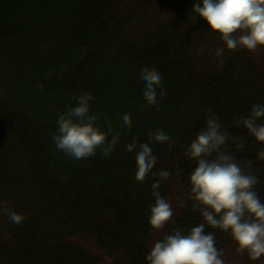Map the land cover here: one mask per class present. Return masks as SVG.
<instances>
[{
  "label": "trees",
  "instance_id": "trees-1",
  "mask_svg": "<svg viewBox=\"0 0 264 264\" xmlns=\"http://www.w3.org/2000/svg\"><path fill=\"white\" fill-rule=\"evenodd\" d=\"M194 2L0 0V133L13 140L11 156L22 161V188L30 196H12L9 186L15 184L4 174L7 165L0 167V201L25 216L16 225L0 215L2 264H97L98 254L78 242L81 236L93 239L115 264H145L154 233L148 224L155 203L151 184L159 177L136 182L135 153L125 145L134 138L147 141L157 128L176 140L172 147L152 146L158 158L153 171L172 173L159 191L166 198L177 181L184 200L181 217L167 232L199 224L186 195L195 165L183 146L204 127L208 110L230 133L228 149L237 161L254 162L251 171L264 200V161L255 159L261 146L234 120L253 104H264V73L247 51L227 52L219 66L214 49L221 42L206 34L203 20L192 19ZM151 68L161 73L167 94L148 107L137 77ZM111 84L120 89L114 99L102 94ZM84 92L94 96L91 111L107 117L98 121L103 130L108 121L118 125L121 113L129 115L127 134L110 158L98 151L75 160L51 140L58 113L73 104L72 95ZM126 93L130 98H121ZM233 138L245 147L236 149ZM208 230L215 231L222 250L232 241Z\"/></svg>",
  "mask_w": 264,
  "mask_h": 264
},
{
  "label": "clouds",
  "instance_id": "clouds-1",
  "mask_svg": "<svg viewBox=\"0 0 264 264\" xmlns=\"http://www.w3.org/2000/svg\"><path fill=\"white\" fill-rule=\"evenodd\" d=\"M190 15L195 21L203 20L206 34L221 42L214 49L220 67L224 66L227 52L252 53L264 48V0H196ZM137 87L141 90L140 99L148 107L158 105L167 94L162 75L155 68L140 71ZM70 99L73 104L58 113L56 131L51 134L56 150L75 160L88 159L98 151L110 158L120 137L127 134L129 115L121 113L115 127L108 121L105 131L98 121H107V117L91 111V93L74 94ZM234 120L236 127L246 130L261 146L255 159L264 161V104H253L249 112L234 116ZM229 140L230 133L220 117L208 110L204 127L190 144L183 146L184 157L195 165L188 176L187 200L201 222L189 229L177 227L165 233L151 246L145 264H225L223 250L216 246L215 231L208 229L230 237L236 251L246 254L250 261L264 257V200L257 190L260 180L251 171L253 161H237L228 149ZM232 143L238 150L245 147L242 139L233 138ZM154 144L172 147L176 140L157 128L149 132L145 142L134 138L125 145V151L135 153L136 182L142 183L149 175L159 177L151 184L155 203L150 206L148 217L150 229L158 232L166 228L174 213L159 191L161 182L172 173L165 169L153 171L158 159L153 154ZM0 215L16 225L25 220L23 214L4 201H0Z\"/></svg>",
  "mask_w": 264,
  "mask_h": 264
},
{
  "label": "rangeland",
  "instance_id": "rangeland-1",
  "mask_svg": "<svg viewBox=\"0 0 264 264\" xmlns=\"http://www.w3.org/2000/svg\"><path fill=\"white\" fill-rule=\"evenodd\" d=\"M249 53V52H248ZM249 55L252 57V59L255 61L258 68L262 70L264 73V50L262 48L258 49L255 52L249 53ZM111 84L110 86L106 88H102V94L108 95L111 94V98L114 99V95L116 93H119L120 89L116 85ZM124 94V93H123ZM103 95V96H104ZM123 99H129L130 95L125 94V96L121 97ZM13 140L10 137V134H4L0 133V147H4L3 152L0 151V167L3 169V165L6 166V171L4 174H7V180L12 181V183L15 184V186H9V190L12 193V196L14 195L18 199H28L29 191L28 189L22 188L23 181H22V168H24L23 164L21 163L20 158H15V156H11L12 148H13ZM181 184H179L177 181L172 184L170 189L168 190V193L166 194V200H168L172 206L173 210V217L168 222L165 229L154 232L150 244L153 245L156 240L162 238V236L171 228L174 226V224L177 222V220L181 217L183 213V206H184V200L181 193ZM3 201V199H2ZM88 236H81L78 239V242L82 244V246H85L89 251L93 252L95 255L98 254L100 261L97 262V264H115L114 259L111 257H104L103 253H100L98 248L96 247L95 241L91 238H87ZM4 240V234L0 232V264H2V254H1V247L2 244L5 242ZM229 245L225 247L223 250V259L225 260V264H264V257H262L259 261H250L248 256L243 253H238L236 251V247L231 241L228 243ZM103 255V256H102ZM97 256V257H98Z\"/></svg>",
  "mask_w": 264,
  "mask_h": 264
}]
</instances>
